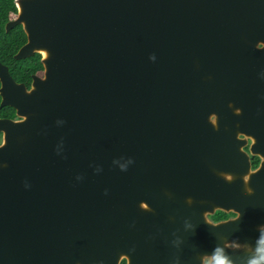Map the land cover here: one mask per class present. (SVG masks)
Listing matches in <instances>:
<instances>
[{
    "label": "water",
    "instance_id": "water-1",
    "mask_svg": "<svg viewBox=\"0 0 264 264\" xmlns=\"http://www.w3.org/2000/svg\"><path fill=\"white\" fill-rule=\"evenodd\" d=\"M16 4L7 31L22 24L28 42L15 58L41 53L44 76H34L28 89L0 62L1 107L20 118L0 119V264H118L123 254L132 260V247L120 239L131 236L145 188L132 182L211 179L223 167L247 172L248 156L218 152L216 139L227 135L241 149L237 137L257 136L261 122L212 116L238 114L259 88L218 85L214 60L217 44L235 40L246 50L247 75L261 72L264 0ZM241 185L226 206L203 187L204 255L214 253L216 228H234L244 243L260 235L246 225L258 211ZM152 191L144 194L147 204L163 213ZM216 207L238 217L215 226L208 215ZM226 259L248 264L252 257L231 252Z\"/></svg>",
    "mask_w": 264,
    "mask_h": 264
},
{
    "label": "flooded vegetation",
    "instance_id": "flooded-vegetation-1",
    "mask_svg": "<svg viewBox=\"0 0 264 264\" xmlns=\"http://www.w3.org/2000/svg\"><path fill=\"white\" fill-rule=\"evenodd\" d=\"M17 8L16 0H13ZM16 16V18H17ZM0 21V33H10L12 30H20L25 35V42L18 48L20 49L28 42V36L22 24L12 27L7 31L8 24L16 20ZM218 38V36H217ZM237 38V36H236ZM218 42V40H216ZM259 49H264V43L258 45ZM39 54L42 63V54L34 53L32 56ZM246 50L244 45L234 43L231 45H216V59L214 64L217 68V81L227 89L233 88H259L254 90L253 94L243 100V108H236V115H213L215 121H260L261 131L257 136L255 134H240L237 137L241 140V149L231 147L235 143L234 139L225 136L222 139H216L217 151L222 154H231L243 151L249 158L250 166L247 172L235 175L234 171L223 167L215 169L211 179H183L178 182H132L135 186L145 187L140 194L139 204L137 205L138 213H136V223L132 224L131 236L121 237L120 241L124 247H132V260L123 254L118 261V264H231L226 259L231 252L242 253L243 255L256 257L264 253V68L261 72H256L254 75H247L244 68ZM29 56L27 58H30ZM19 59V60H25ZM2 63V61L0 60ZM4 66V63H2ZM43 65V64H42ZM8 67V66H7ZM9 68V67H8ZM10 72V68H9ZM11 74V73H10ZM12 76V75H11ZM44 76V66L41 74H33L31 82L27 86L31 88L33 77ZM261 79L258 86H253V80ZM252 81V82H250ZM1 88V82H0ZM2 97L0 94V109ZM13 108V107H11ZM14 109V108H13ZM218 111L221 110L217 108ZM226 109V108H225ZM15 110V109H14ZM230 111L235 112L231 108ZM243 111V114H240ZM240 112V113H239ZM257 112L258 114H253ZM0 119L20 120L16 110L14 117L0 115ZM228 137V138H227ZM3 140V133L0 132V144ZM242 184V185H241ZM241 185L243 187L241 193L244 194V199L248 206L254 205V210L258 213L255 215L249 214L246 225L248 230H255L260 235L249 236L245 238V243L238 241L235 237L234 228L227 226L226 228H216L212 230V255L203 254V220H202V201L203 187L211 188V199L216 204L228 203L235 199L234 188ZM156 188L157 191H152V194L158 196L155 198L154 204H162L163 213H155L154 207H150L147 203L149 196L147 194L150 188ZM153 198V197H152ZM151 209V212H149ZM147 212V213H145ZM146 215H149L151 220L144 221ZM157 216L159 220H155ZM238 217V214L232 210H226L225 207H216L212 214L208 215L209 221L215 226H222L233 222ZM259 223V225L254 226ZM254 226V228H253ZM244 264V263H243ZM249 264V262H248Z\"/></svg>",
    "mask_w": 264,
    "mask_h": 264
},
{
    "label": "trees",
    "instance_id": "trees-1",
    "mask_svg": "<svg viewBox=\"0 0 264 264\" xmlns=\"http://www.w3.org/2000/svg\"><path fill=\"white\" fill-rule=\"evenodd\" d=\"M17 16V8L13 0H0V21H8ZM2 26V25H0ZM25 42V35L20 30H12L10 33H0V60L10 68V73L17 82H23L29 86L33 74H41L43 65L39 54L25 60H15L13 55ZM15 110L11 107L0 109V115L14 117Z\"/></svg>",
    "mask_w": 264,
    "mask_h": 264
},
{
    "label": "clouds",
    "instance_id": "clouds-1",
    "mask_svg": "<svg viewBox=\"0 0 264 264\" xmlns=\"http://www.w3.org/2000/svg\"><path fill=\"white\" fill-rule=\"evenodd\" d=\"M249 264H264V253L253 257L250 261Z\"/></svg>",
    "mask_w": 264,
    "mask_h": 264
}]
</instances>
